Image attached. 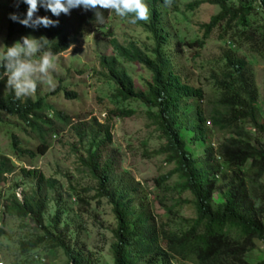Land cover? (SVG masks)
Instances as JSON below:
<instances>
[{
    "label": "trees",
    "instance_id": "obj_1",
    "mask_svg": "<svg viewBox=\"0 0 264 264\" xmlns=\"http://www.w3.org/2000/svg\"><path fill=\"white\" fill-rule=\"evenodd\" d=\"M144 2L149 9V19L135 25L141 28L150 46L141 47L135 41L120 43L109 32L107 42L113 55L101 56L98 64L110 90L109 98L116 103L142 105L147 121L162 141L148 157L162 158L163 163L171 167L155 181L162 193L157 202L163 213L152 211L151 204L143 199L137 204L134 188L114 187L111 180L114 162L106 157L112 142L108 117L132 116L129 109L105 107V122L92 117L71 125L70 119L49 106L45 98L17 99L12 89L7 88L6 78L0 79V121L2 115L13 119L28 129L38 142L35 153L22 151L18 139L11 135L13 155L18 159L23 156L32 159L50 149L52 135L57 136L66 129L72 132L75 140L70 152L74 162L82 175L93 182L91 191L96 204L105 202L113 216L109 249L112 264H249L245 256L257 242L264 245V147L253 135L264 136V125L257 120V95L247 62L229 49L235 45L240 51L245 46L250 53L264 59V0H244L237 6L229 4L228 0H198L186 6L187 12H194L203 4L218 9L200 26V39L187 46L200 51L212 34L229 46L214 62L217 74L206 112L200 105L204 92L192 87L174 62V51L169 47L171 40L161 22L160 9L166 8L163 0ZM179 2L171 0L167 7L175 11ZM26 9L19 0L9 14L23 18ZM255 12L260 17L256 25L252 24L253 17L257 21ZM37 14L56 21L55 26L41 27L39 31V37L50 41L47 47L54 56L67 51L86 30L98 26L93 11L80 9L73 12V31L63 34V14L53 17L43 9ZM7 21L6 44L15 36H24L32 30L9 18ZM198 55L197 52L195 56ZM120 63L140 67L149 74V79L137 88L133 78L120 68ZM57 90L66 100H77L74 92L65 88ZM49 115L53 119H49ZM54 122L60 127H55ZM212 131L225 135L216 149L210 145ZM195 143L201 144L202 154L189 149L188 146ZM14 168L9 159L0 157V208L19 221H29L38 232L28 243H20V253L27 255L43 247L49 252H59L65 264H95L79 243L78 234L74 235L68 224L61 226L65 203L56 181L36 170L20 168V181L8 186L6 190L10 194L4 197L5 178L15 172ZM172 179L176 182L168 187L167 182ZM23 180L29 181L30 187L18 199L14 191L24 186ZM70 190L78 197L75 188ZM81 190L84 193L89 189ZM170 193L188 194L189 200H172L168 197ZM214 196L220 202H215ZM169 199L171 205L167 207ZM51 203L55 211L50 224L46 225L44 215ZM183 204L191 206L193 217L180 219L181 230L170 228L167 222L157 223L158 219L175 218ZM256 264H264V260Z\"/></svg>",
    "mask_w": 264,
    "mask_h": 264
},
{
    "label": "rangeland",
    "instance_id": "obj_2",
    "mask_svg": "<svg viewBox=\"0 0 264 264\" xmlns=\"http://www.w3.org/2000/svg\"><path fill=\"white\" fill-rule=\"evenodd\" d=\"M18 1L0 0V45L11 46L13 42L23 37L15 36L8 44L5 43L8 14L13 11ZM195 1L198 0H180L175 11L170 7H162L160 9L161 22L169 34L171 40L169 47L170 51H174V62L178 64V72L192 87L200 88L204 92V100L200 105L206 112L213 97V82L217 74V68L213 66L214 62L228 51L229 46L217 40L216 34H212L200 51L187 46L188 43L200 39V26L207 23L210 17L218 12L216 7L207 4L201 5L194 12H187L186 6ZM241 1L244 0H228L229 4L234 6L239 5ZM78 10L80 8L71 10L68 15L63 14V34L73 31L75 24L73 12ZM99 11L106 17L105 23L102 26L98 25L97 28L92 27L86 30L83 37L78 38L77 42L67 51L54 56V68L49 70L46 79L38 82L35 92L28 97L32 100L45 98L49 106L70 119L71 125L92 117L100 123L105 122L107 118L105 107L132 111L133 115L129 117L119 118L115 115L108 117L112 142L107 148L106 157L114 162L111 180L114 187L122 188L125 185L134 188L138 195L137 204L143 199L151 204L152 211L162 214L163 209L157 202V197H161L162 193L156 187L155 181L170 171L171 167L166 166L162 158L148 157L150 152L158 149L162 141L158 138V132L147 121L146 110L142 105L135 102L116 103L109 98L110 90L105 84L98 64L101 56L113 55L107 42L109 32L120 43L135 41L141 47H149L150 41L141 28L135 24H129L126 19L117 17L115 14L108 15L107 10L100 9ZM255 19L257 21L253 17L252 24L256 25L260 20L258 14L255 15ZM39 31L40 28L32 29L24 36L39 38ZM229 50L230 53L244 58L247 62L257 95V120L259 124L264 125V59L260 55L250 53L245 46H242L240 51L235 45ZM2 51L3 48L0 47V52ZM197 52L199 55L195 56ZM120 68L133 78L137 88L149 79V74L138 66L120 63ZM58 88L74 92L77 100H66L62 92H57ZM49 117L52 118L51 115ZM54 125L60 127L55 122ZM206 127L210 128L208 124ZM69 133L66 129L57 136L52 135L49 139L51 147L44 154H36L32 159L28 156L18 159L16 155H13L11 135L18 139L22 151L35 153L38 142L28 129L2 115L0 157L9 159L15 167V172L6 176L2 191H4V197L10 194V191L6 189L20 181V168L26 171L36 170L44 177L56 181L57 190L63 195L65 203L61 226L68 224L69 230L75 232L74 235L78 234L79 243L83 245L95 264H112L109 249L112 240L111 230L114 228L113 216L110 207L105 202L96 204V200L93 199L94 193L91 191L94 187L93 182L82 175L74 162L70 149L75 139L72 132ZM253 135L259 145L264 147V136L255 133ZM224 138V134L212 131L210 145L216 149L223 143ZM188 147L197 154H202L200 143L190 144ZM174 182H176L175 179H172L167 182V186L171 187ZM23 183V187L14 191L15 194L18 193L19 198L16 196L18 199H21V193L30 187L29 181L23 180ZM71 188L76 189L78 197L73 195ZM81 189L89 190L83 193ZM168 197L172 200L178 198L181 202L189 200L188 194L178 196L176 193H170ZM213 200L220 202L216 196ZM170 205L169 199L167 207ZM54 211V204L51 203L44 215L46 225L50 224ZM175 216L172 220L158 219L157 223L167 222L170 228L181 230L180 219H192L193 217L191 206L183 204ZM37 233L29 221H19L3 213L0 208V264H65L59 252H49L43 247L27 255L20 253V243H28ZM245 258L249 264L263 261L264 245L257 242L255 248Z\"/></svg>",
    "mask_w": 264,
    "mask_h": 264
},
{
    "label": "clouds",
    "instance_id": "obj_3",
    "mask_svg": "<svg viewBox=\"0 0 264 264\" xmlns=\"http://www.w3.org/2000/svg\"><path fill=\"white\" fill-rule=\"evenodd\" d=\"M27 6L23 18L15 13L9 14V19L24 27L32 29L55 26L56 21L49 16L38 15L43 9L53 17L68 15L71 10L80 8L93 11L96 25H103L106 17L99 11L107 10L108 15L115 14L124 18L129 24H136L149 19V9L144 0H21ZM171 0H163L165 7ZM50 41L45 37L34 38L23 36L11 46L0 45V79L6 78V85L12 89L19 99L35 92L38 82L47 78L49 70L55 66V57L47 47ZM18 193H16V196Z\"/></svg>",
    "mask_w": 264,
    "mask_h": 264
},
{
    "label": "built area",
    "instance_id": "obj_4",
    "mask_svg": "<svg viewBox=\"0 0 264 264\" xmlns=\"http://www.w3.org/2000/svg\"><path fill=\"white\" fill-rule=\"evenodd\" d=\"M17 197L19 198V195H17Z\"/></svg>",
    "mask_w": 264,
    "mask_h": 264
}]
</instances>
